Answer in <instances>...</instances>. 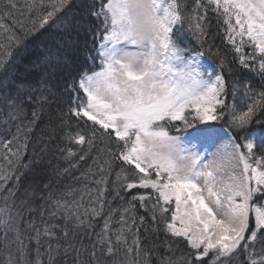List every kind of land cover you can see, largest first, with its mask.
I'll list each match as a JSON object with an SVG mask.
<instances>
[{
  "label": "snow or ice",
  "instance_id": "1",
  "mask_svg": "<svg viewBox=\"0 0 264 264\" xmlns=\"http://www.w3.org/2000/svg\"><path fill=\"white\" fill-rule=\"evenodd\" d=\"M191 3L189 8L187 0H91L87 16L99 21L92 26L83 15L61 19L69 0H25L33 18L27 29L18 21L24 37L46 26L62 30L32 62L34 77L21 78L0 96L13 121L26 120L31 108V119L17 126L12 140H0L5 150L0 160L8 165V170L0 165V264H45L43 255L48 264H55L51 253L57 232L67 238L68 223L84 227L86 220L105 216L106 197L114 193V199H123V190H143L128 201L132 215L125 218L129 209H124L113 232L114 210L109 208L88 259L78 264H137L142 254L147 264L153 249L143 246L140 227L149 220L154 232L162 231L165 237L160 243L168 255L159 264H205L206 259L208 264H232L238 255H246L245 264H264V136L256 156L255 133L249 131L254 123L264 127V0ZM15 10L19 0H0V20ZM209 12L223 25L233 48V60L222 57L216 70L201 64L203 52L183 44L186 25L204 47ZM81 30L92 37L88 59L93 67L79 72L68 89L75 95L66 112L60 110L59 127L61 140L69 144L59 150L70 167L72 160H93L96 171L90 166L80 179L96 188L94 194L84 189L87 205L84 195L79 200L55 199L51 218L59 213L67 222L60 228L44 222L43 216L37 224L31 210L25 220L27 205L18 208L15 185L9 184L19 181V168L13 165L20 161L45 106L55 102L52 81L71 67L73 35ZM5 31L9 41L22 43L14 30ZM7 48L0 43V70L12 55ZM237 58L242 69L259 77V85L236 78L232 64ZM217 121L226 123L228 131ZM94 150L97 156L91 157ZM136 203L145 212L138 219ZM179 240L188 251L173 258ZM97 245L107 259L98 258ZM121 249L123 256L118 255Z\"/></svg>",
  "mask_w": 264,
  "mask_h": 264
},
{
  "label": "trees",
  "instance_id": "2",
  "mask_svg": "<svg viewBox=\"0 0 264 264\" xmlns=\"http://www.w3.org/2000/svg\"><path fill=\"white\" fill-rule=\"evenodd\" d=\"M50 0H44L45 4H48ZM91 3V0H69L70 7H66L61 19L65 22L72 20L73 17L79 18L84 16L88 23L95 26L99 23L94 18H90L86 13V5ZM189 8L193 5L191 0H187ZM210 28L207 31V42L203 48L197 41L195 35H193L185 25L183 32V44L184 46L199 50L204 53V56L209 59L217 68L222 57H226L228 61L233 60V48L232 45L226 39L223 25L217 24L215 15L209 12ZM31 17L25 7V0H19V10L13 11L12 15L0 20V25H4L5 28H0V43L7 44V50L11 52V57H8V64L6 69L0 70V96L5 92L11 91L12 84L19 81L21 78L28 77L33 78L35 73L30 72L31 64L40 56L41 50L47 48L52 44L54 38L60 35L62 26L60 29L56 25L50 27L46 26L45 29H38L34 34H29L24 37L23 32L20 31L18 21H23L25 28L31 27ZM5 29H11L21 37L22 43L16 45L7 39ZM73 48L70 51V57L73 61L70 68H65L63 72L57 74L52 83L55 85L53 91L55 93V102L51 103V106H45L44 112L41 114L40 120L37 121V125L28 137V143L25 150H22L20 161L13 165V169L19 168V172L16 175L19 176L18 183L13 180L9 186L15 185L16 191V204L18 208L23 204L27 207L24 208V218L27 220L29 211L31 210L32 217L37 224H41V216H43L44 222L51 221V224H58L60 228H63L65 220L60 218L59 213L55 219H52L50 212L53 209V203L57 198H64L68 200H79L81 195H84V201L87 205L88 196L84 193L86 187L90 188L94 194L96 185L85 184L83 179H80L81 174H88L89 167L91 171L95 172L96 168L91 158H87L85 161L72 160L70 167L69 161L65 159V154L59 149L68 146L69 142L65 138L61 140L63 132L60 125V110L66 112L68 101L75 93H69L68 89L73 79H78V74L81 71L88 70L93 67L92 62L88 59L89 53L92 50V37L86 34L84 30L80 31V34L73 35ZM211 48V52H209ZM249 52L251 49H247ZM3 49H0L2 52ZM98 63V61H97ZM232 71L236 74V78L244 81H251L255 85L261 83L258 76L254 73H250L237 62L232 64ZM227 77V71L225 72ZM231 103V99L229 100ZM31 119V108L27 112V119L23 121H13L9 118V110L4 107L3 102L0 101V140L5 142L12 140L16 135V129L18 125L27 123V120ZM264 120V117H261ZM225 128L228 131L227 124H221V122H214ZM250 132L255 133V150L254 154L259 156L261 154L262 141L261 136H264V127L259 123H254L250 126ZM234 134V133H233ZM23 136V133L20 134ZM243 135V134H241ZM237 142L243 143L239 138ZM23 143V140L21 141ZM16 145H13L15 149ZM103 147V145H98ZM5 154V150L0 145V157ZM91 157L97 156V151L91 152ZM30 165L29 167H20V165ZM0 165L5 170H8V165L3 160H0ZM117 171L119 169H116ZM88 179L92 177L89 175ZM98 179V177H97ZM112 179H115V172L112 173ZM44 185H51L47 190L44 189ZM27 193V195H25ZM49 193L52 194V199L49 201ZM137 192H129L128 190L120 191V197L123 199L115 198L114 193L109 194L106 199L109 203L104 205L103 217H94L91 220H86L84 227L76 226V222L68 223L69 235L65 238L62 232H57L59 240L52 241V257L55 260V264H78L81 259H88V252L91 251L93 244L97 242V233H99L104 225V219L107 218L109 208L113 211L112 225L113 232L116 231V227L119 226L120 215L124 214V209H129L126 217L132 215L128 201L132 196L142 194ZM43 197V199L41 198ZM47 201V202H46ZM11 202V198H10ZM2 203V198H0ZM145 215L144 209L140 208L139 203H136V216ZM145 229H148L146 232ZM155 225L149 220L148 223L140 227V237L143 246L147 249H153L151 254L147 258V264H159L162 257L168 255L165 245L160 243L165 239L163 232L155 233ZM131 240V237H130ZM27 242V241H26ZM34 247V245H33ZM46 247V242H45ZM261 245L257 243L256 250L258 251ZM175 249V255L173 258L185 255L188 251L187 246L182 240L176 241L173 245ZM58 249V250H57ZM85 249L88 251L86 252ZM97 256L101 260L107 259L104 256H100L99 245H97ZM43 255V252H42ZM119 256H123V250L121 249ZM45 264H48V257L43 255ZM210 259V257L208 258ZM246 255H238L233 258L232 264H245ZM137 264H145V257L142 254ZM205 264H208L206 259Z\"/></svg>",
  "mask_w": 264,
  "mask_h": 264
},
{
  "label": "rangeland",
  "instance_id": "3",
  "mask_svg": "<svg viewBox=\"0 0 264 264\" xmlns=\"http://www.w3.org/2000/svg\"><path fill=\"white\" fill-rule=\"evenodd\" d=\"M204 56V55H203ZM209 61L210 63H212L209 59H207L205 56L201 58V64L204 65L206 68L208 69H212V70H216L217 67L212 63V65H209L207 61ZM219 127H221L220 125H218ZM222 128V127H221ZM224 131H227L225 128H222ZM227 138V137H225ZM209 151H215L214 148H210ZM239 170V169H238Z\"/></svg>",
  "mask_w": 264,
  "mask_h": 264
},
{
  "label": "bare ground",
  "instance_id": "4",
  "mask_svg": "<svg viewBox=\"0 0 264 264\" xmlns=\"http://www.w3.org/2000/svg\"><path fill=\"white\" fill-rule=\"evenodd\" d=\"M207 61V60H206ZM209 65H212V63H210L209 61H207Z\"/></svg>",
  "mask_w": 264,
  "mask_h": 264
}]
</instances>
